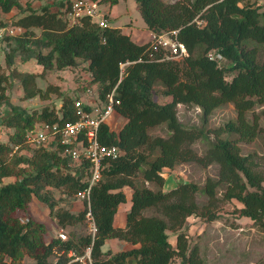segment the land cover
<instances>
[{
	"label": "trees",
	"instance_id": "1",
	"mask_svg": "<svg viewBox=\"0 0 264 264\" xmlns=\"http://www.w3.org/2000/svg\"><path fill=\"white\" fill-rule=\"evenodd\" d=\"M134 1L149 32L177 29L186 55L178 60H157L159 54L149 41L136 43L119 27H100L88 17L68 25L63 16L71 2L61 10L62 17L43 6L39 12L29 10L14 20L24 32L6 39L2 47L0 103L7 99L3 68L16 51L23 59L35 58L43 71L71 67L80 59L86 63L88 84L94 85L97 100L104 102L115 86L119 103L114 111L124 121L118 129L109 122H101L97 129L99 142L116 145L121 154L104 162L100 179L90 189L94 237L73 231L64 240L57 235L45 240V224L28 215L21 220L17 212H24L35 197L47 205L57 225L86 224L84 201L78 212L55 208L46 188L75 196L86 185L87 163H70L60 145L34 147L30 156L22 154L27 130L41 122L74 120L77 115L74 99L57 86L41 89L36 74H18L24 99H47L55 92L61 104L58 109L44 105L31 111L11 106L0 118L2 125L12 128L8 140L0 142V264H23L25 255L32 259L30 264H82L71 261L68 252L79 255L87 246L91 247V261L85 264H128L129 257L135 264H204L198 245H189V217L204 223L229 221L233 228L239 227L237 219L247 218L264 233V168L259 162L264 161V126L256 115L251 120L246 117L255 104L264 102V0ZM13 8H22L19 0H0V12ZM34 28L40 29L36 38ZM30 43L46 51L35 50ZM210 50L219 52L222 61L210 60ZM121 63H125L122 69ZM156 86L169 99L157 102L153 98ZM227 102L234 105L235 118L212 129L203 124L184 125L177 117L180 103L197 106L205 121L213 109ZM261 114L264 118V107ZM160 124H165L166 137L150 133ZM258 136H262L259 152L256 148L243 151V145L254 143ZM196 140L207 143L201 154L192 147ZM16 144L18 154H11ZM185 162L216 164L217 177L207 176L202 185L181 181L163 188V170ZM127 189L125 224L116 227L114 214L127 200ZM198 194L202 201L197 200ZM227 202L235 203L230 216L221 211ZM109 239L122 240L128 247L103 250Z\"/></svg>",
	"mask_w": 264,
	"mask_h": 264
},
{
	"label": "rangeland",
	"instance_id": "2",
	"mask_svg": "<svg viewBox=\"0 0 264 264\" xmlns=\"http://www.w3.org/2000/svg\"><path fill=\"white\" fill-rule=\"evenodd\" d=\"M163 1L173 2L175 0ZM19 2L22 6L21 9L13 8L6 13L0 12V16L6 20L14 21L23 14H27L29 10L39 12L43 6H49L62 17L61 10L65 6H68L72 0H19ZM100 8L105 14L108 26L119 27L122 33L130 35V38L136 43L149 41L150 33L146 29L140 13L135 8L134 0H117V2L112 5L100 3ZM33 32L34 38L40 35L39 28H34ZM30 47L35 50L40 49L43 52L46 51L44 48L37 47L31 43ZM0 55L2 54L0 53ZM3 72L7 76V80L4 83L6 86L5 93L7 99L0 103V118L10 111L11 106L31 111L33 109L40 110L44 105L55 106L56 109H58L61 104L60 97L55 92L49 93L47 99H42L38 96L24 99L22 97L23 91L20 79L18 77L19 73L36 74V84L41 89H45L47 86H57L61 93L69 95L73 99L78 98L83 102H89L95 100L96 97L94 85L88 84L89 72L86 68V63L80 59L76 65L71 67L64 69L51 68L43 71L42 66L37 63L35 58L30 57L28 59H23L16 51L11 63L3 68ZM160 89V86L155 87L153 98L157 102H164L169 98L162 96L159 93ZM97 107L100 108L99 103ZM263 107L264 102L255 104L246 112V117L250 120L256 115L259 125L262 127L264 126V118L261 114ZM176 110L178 119L184 125L200 126L203 124L208 129L221 126L225 121L232 118L234 119L236 116L234 105L230 102L213 109L208 114L205 121L201 118V111L199 108L193 104H177ZM123 121L124 118L114 114L109 124L114 129H118ZM11 131L12 128H7L0 123V142H6ZM150 133L151 135H160L163 137L168 135L165 124H160L152 128ZM210 136H212V133H210ZM261 141L262 136H258L254 143L243 145V151L246 152L247 150L256 148L259 152ZM206 146L207 143L204 140H196L192 144V147L199 154L204 151ZM21 152L24 155L30 156L32 150L25 145L22 147ZM15 153L17 152L13 151L12 147L11 154ZM259 162L261 163V167L264 168V161L259 159ZM217 174L218 166L216 164L207 166H202L196 162L176 164L170 170H163V175L165 177L163 188L167 189L168 186L170 187L181 181H192L202 185L207 176L217 177ZM9 180H11V178L6 179V181ZM152 187L154 188V186ZM46 192L55 201V208L62 207L72 212H78L80 208L84 206L82 200L77 199L75 196L64 194L57 188L49 186L46 188ZM129 196L130 192L128 190L127 200L121 204L122 209L129 204ZM197 200L202 201L203 196L198 194ZM234 205V202L223 204L221 211L225 214L224 216H230V211ZM17 214L20 216L21 220H25V216L28 215L43 222L46 226V231L44 233L45 240L50 239L52 236H56L59 228L64 230L66 238H69L73 231L80 234L88 232L85 223L83 225L66 227L57 225L56 219L49 212L47 205L35 197L29 202L24 212L19 211ZM189 221H191V219H189ZM228 222L229 221L226 223H203L198 220L194 223L191 222V235H189L191 241L189 245H198L204 264H264V233L251 226L249 221L245 218L241 219L239 227L237 228L229 226ZM113 225L116 226L117 221H114ZM123 225L116 227H121ZM199 226H202L201 229H199ZM186 228H188V226ZM197 231L199 233H197ZM171 240L173 241L172 238ZM6 261L9 262V259L6 258ZM176 262L177 261H175V263ZM21 263L30 264L32 263V259L25 255Z\"/></svg>",
	"mask_w": 264,
	"mask_h": 264
},
{
	"label": "built area",
	"instance_id": "3",
	"mask_svg": "<svg viewBox=\"0 0 264 264\" xmlns=\"http://www.w3.org/2000/svg\"><path fill=\"white\" fill-rule=\"evenodd\" d=\"M68 25L79 24L82 17H88L91 21L100 27L107 26V19L100 8L98 0H72L70 8L64 12L63 16ZM6 20L0 16V61L3 57V45L5 40L13 38L24 32V28ZM202 24L201 21H197ZM150 47L159 54L157 60L175 59L178 60L187 54L183 42L177 38V29L163 31L161 33L150 32ZM2 56V57H1ZM210 60L218 63L222 61L223 56L216 50L207 52ZM125 63L120 64L122 69ZM115 86L106 95V100L100 102L95 98L93 101L83 102L81 99L73 100L74 112L77 118L74 120H64L63 122H41L25 133V143L31 149L43 146L47 149L60 145L62 153L67 156L70 163L86 162L87 177L84 179L85 186L75 193V197L86 203L85 222L88 233L94 237L96 226L90 210L89 194L92 185L101 177V169L104 162L108 159H114L121 154L116 145H106L99 142L97 129L101 122H109L115 114L114 107L119 103V99L114 95ZM100 104V108L97 104ZM84 105L89 106V110L84 109ZM19 149V145L13 146V151ZM60 239H66V234L62 228H59L56 234ZM91 247L84 248L83 253L75 255L71 250L68 256L71 261H79L82 264L91 261ZM170 264H178L170 263Z\"/></svg>",
	"mask_w": 264,
	"mask_h": 264
},
{
	"label": "crops",
	"instance_id": "4",
	"mask_svg": "<svg viewBox=\"0 0 264 264\" xmlns=\"http://www.w3.org/2000/svg\"><path fill=\"white\" fill-rule=\"evenodd\" d=\"M108 4V3H107ZM115 27V26H114ZM150 33V32H149ZM129 37H130V35H129ZM172 186V185H171ZM170 186V187H171ZM169 187V186H168ZM126 192H128V189L126 190ZM130 192V191H129ZM128 207H129V204H127V206L126 207H123V209L121 208V204L119 205V207H118V210H117V212L114 214V218H113V222L114 221H117V225L116 226H120V225H123V223L125 224V222H124V220H125V214H126V211H127V209H128ZM121 211V212H120ZM189 219H191V221H189ZM241 219H243V218H239V219H237V221L238 222H240L241 221ZM245 219H247V218H245ZM198 219L197 218H193V217H189V218H187V220H186V225L188 226V228L186 229V232H187V234H188V236L189 235H191V233H190V225H191V222H196ZM248 220V219H247ZM199 221V220H198ZM244 221H246V220H244ZM219 223L220 221H214V222H211V223ZM198 223V222H197ZM197 223H195V224H197ZM204 223V222H203ZM220 223H222V222H220ZM203 225V224H202ZM124 226V225H123ZM123 226H121V227H123ZM193 226V225H192ZM201 227L202 226H199V229H201ZM197 233H199L198 231H197ZM171 238L173 239V241H174V235H171ZM189 240L191 241V239H190V237H189ZM128 247V244L126 243V242H124V241H122V240H117V239H109V240H106L105 242H104V245H103V250H107V249H109V250H112V251H118V250H123V249H125V248H127ZM127 262H128V264H135V259L134 258H132V257H129L128 259H127Z\"/></svg>",
	"mask_w": 264,
	"mask_h": 264
}]
</instances>
